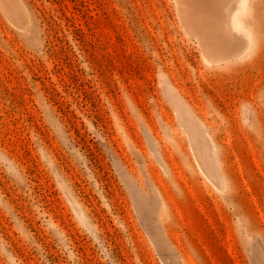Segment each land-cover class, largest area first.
Here are the masks:
<instances>
[{
	"label": "rangeland",
	"instance_id": "rangeland-1",
	"mask_svg": "<svg viewBox=\"0 0 264 264\" xmlns=\"http://www.w3.org/2000/svg\"><path fill=\"white\" fill-rule=\"evenodd\" d=\"M0 7V264H264V0Z\"/></svg>",
	"mask_w": 264,
	"mask_h": 264
},
{
	"label": "bare ground",
	"instance_id": "bare-ground-1",
	"mask_svg": "<svg viewBox=\"0 0 264 264\" xmlns=\"http://www.w3.org/2000/svg\"><path fill=\"white\" fill-rule=\"evenodd\" d=\"M14 1V0H13ZM13 1L12 0H0V3H1V5L0 6H2V4L4 5V6H6L8 9H10V10H13L12 8V6H13ZM18 7V6H17ZM0 8H4V7H0ZM9 10H7V12H8ZM18 11V10H17ZM11 13V12H10ZM13 13V12H12ZM20 14V13H19ZM6 15V14H5ZM9 15V14H8ZM12 15V14H11ZM21 15V14H20ZM23 16V15H22ZM7 17H9V16H7ZM11 17V16H10ZM16 17V16H15ZM18 17V16H17ZM16 17V18H17ZM14 20H16V19H14ZM21 22V21H20ZM23 23V22H22Z\"/></svg>",
	"mask_w": 264,
	"mask_h": 264
}]
</instances>
